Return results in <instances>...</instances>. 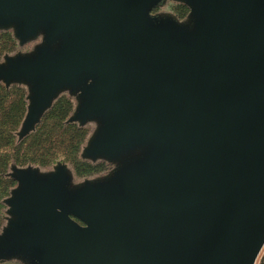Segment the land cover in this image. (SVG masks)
<instances>
[{
  "label": "water",
  "instance_id": "obj_1",
  "mask_svg": "<svg viewBox=\"0 0 264 264\" xmlns=\"http://www.w3.org/2000/svg\"><path fill=\"white\" fill-rule=\"evenodd\" d=\"M0 0V28L43 45L0 66L30 86L21 135L63 90L100 127L84 155L122 160L71 186L20 169L0 260L23 264H255L264 247V0Z\"/></svg>",
  "mask_w": 264,
  "mask_h": 264
},
{
  "label": "rangeland",
  "instance_id": "obj_2",
  "mask_svg": "<svg viewBox=\"0 0 264 264\" xmlns=\"http://www.w3.org/2000/svg\"><path fill=\"white\" fill-rule=\"evenodd\" d=\"M186 10L183 16V11ZM190 13L189 7L181 0H163L159 5H157L153 11L152 16L159 18H171L177 23H184L188 14ZM43 45V33L38 32L34 37L24 42H21L17 38L15 29L12 26L1 27L0 28V66L6 65L8 59L17 58L19 56L31 55L35 52V49ZM18 94H23V99L25 102V111L21 122L15 131H13L14 144L19 146L25 141H29L34 135H36L41 128L44 118L47 113L52 109L54 104L61 98H66L70 102V110L65 115V117L60 121L57 130L60 132V137L63 132L70 134L69 127H74L75 129L82 130L85 132L82 142L78 145V150L73 154L70 150V146L73 145L74 141L70 138V142L67 138L63 143L55 141L49 146L45 145L46 151L38 152L33 148H27L26 144L20 149L19 161L25 155L28 161L24 163H17L12 160L10 161L5 172L2 174L3 180L7 183H0V235L8 227V223L13 219L9 213L8 200L12 197L13 192L18 188V181L14 178L15 171L20 169H32L37 170L41 175H48L54 171L58 165H64L69 174L71 175V186L73 188L81 187L85 183H94L108 179L111 177L122 165V160L110 161L105 158L90 159L84 155V151L88 148L91 141L95 138V135L100 127L99 121L88 120L85 123H80L79 121H73V117L80 104L79 93H72L69 89L61 91L56 98L52 101L50 107H48L38 122L35 124L34 128L30 130L26 135L22 136V124L26 117L29 103H30V86L24 82H11L5 84L0 81V95L3 93H8L10 97H15ZM11 99V98H10ZM3 109L0 108V114ZM62 132V133H61ZM69 144V145H68ZM27 148V149H26ZM8 151V149H7ZM9 153L12 154V150L9 149ZM33 160V161H31ZM75 161V162H74ZM78 162L86 163L92 165L94 169L88 174L78 175L75 170V164ZM0 264H23L19 259H6L0 260ZM255 264H264V247L261 250L257 261Z\"/></svg>",
  "mask_w": 264,
  "mask_h": 264
},
{
  "label": "trees",
  "instance_id": "obj_3",
  "mask_svg": "<svg viewBox=\"0 0 264 264\" xmlns=\"http://www.w3.org/2000/svg\"><path fill=\"white\" fill-rule=\"evenodd\" d=\"M185 13L186 10L183 11L182 15L184 16ZM14 94H16L15 97H10L8 93L0 95V108L3 109V112L0 114V183H7L6 180H3L2 174L5 172L11 159L17 163H24L28 161L25 155L21 158V161L18 160L20 156V149L25 144L27 148H33L38 152H41L46 151V144H49L50 146L55 141L63 143L65 139H60L62 137L67 138L70 142L71 138L73 141L75 139V141L73 145L70 146V150L73 154H75L78 150V145L82 142L85 135L84 131L75 129L74 127H69L68 129H70V134L63 132L60 137V132L57 130V127L59 126L60 121L70 110V102L66 98H61L47 113L38 133L29 141H25L24 143L22 142V144L16 146L14 144L13 131L16 130L23 118L25 102L22 93L18 94L15 92ZM9 149L12 150V154L9 153ZM10 157L12 158L10 159ZM93 169L94 167L92 165L86 163H80L77 161L75 164V170L78 175L88 174Z\"/></svg>",
  "mask_w": 264,
  "mask_h": 264
}]
</instances>
